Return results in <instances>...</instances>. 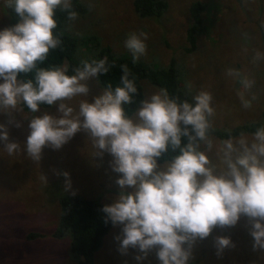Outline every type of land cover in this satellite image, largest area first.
I'll list each match as a JSON object with an SVG mask.
<instances>
[{
	"label": "clouds",
	"instance_id": "1",
	"mask_svg": "<svg viewBox=\"0 0 264 264\" xmlns=\"http://www.w3.org/2000/svg\"><path fill=\"white\" fill-rule=\"evenodd\" d=\"M5 7L13 8L20 19L0 31V110L22 111L23 103L36 113L41 104L58 103L59 116L45 112L29 122L25 147L34 161L41 159L46 146L58 150L81 131L89 134L96 154L108 152L113 157L111 167L121 174L116 181L121 192L101 211L106 214L105 223L122 226V238L116 237L122 251L138 248L146 255L156 248L161 264H188L197 239L207 238L217 226H235L241 216L251 224L253 249L264 250V125L250 137L242 132L223 140L216 151L218 163H213L209 155L214 148L212 92L200 89L193 94L188 82L189 100L170 96L161 88L140 100L130 116L125 106L136 103L138 89L129 79L127 65L121 66L122 86L109 85L92 102L80 100L77 110L66 101L88 97L86 82L111 68L107 57L82 61L72 75L67 74V65L38 67L50 50L61 45L53 31L58 26L56 10L66 11L69 20L78 18L71 0H5ZM147 39L148 34L141 31L125 40L133 63L145 54ZM260 59L264 54L256 51L253 62ZM34 70L33 79H18L21 73ZM226 75L239 78L245 89L255 84L235 68H228ZM238 96L243 108L252 107L243 92ZM0 141L6 142L9 155L20 150L18 143L8 142V130L2 124ZM169 148L179 154L160 168L158 158ZM63 175L66 188L71 187L69 174ZM216 243L219 254L231 240L217 237Z\"/></svg>",
	"mask_w": 264,
	"mask_h": 264
},
{
	"label": "rangeland",
	"instance_id": "2",
	"mask_svg": "<svg viewBox=\"0 0 264 264\" xmlns=\"http://www.w3.org/2000/svg\"><path fill=\"white\" fill-rule=\"evenodd\" d=\"M167 10L161 16L140 18L133 9V0H79L82 11L76 20L67 24L66 34L77 41L76 55L83 60L94 51L93 39L110 46L118 55L132 57L125 47L130 33L148 34L146 52L138 61L154 68L178 69L181 85H193L195 91L205 89L214 96L213 130H227L237 125L256 122L264 115V59L253 62L256 51L264 54V0H166ZM194 2L207 5L202 13L204 27L197 38L196 49L187 52V30L191 25L190 6ZM9 17L5 0H0V31L8 28ZM67 65L63 63L62 66ZM61 66V67H62ZM235 68L255 84L245 89L239 78L226 75ZM0 82H3L0 80ZM88 97L66 101L78 110L80 100L99 96L104 89L96 78L87 82ZM144 99L156 93L147 80L142 82ZM238 92L252 101V107H242ZM58 103L30 111L0 110V124L8 130L9 141L20 150L9 155L6 142L0 141V264H76L68 253L67 240L50 237L26 240L29 231L50 234L59 219L57 194L75 193L111 204L121 192L116 183L121 174L113 171V157L108 152L96 154L88 133H76L60 149L46 146L39 161L32 160L26 151L30 134L29 122L45 112L57 115ZM19 125V126H17ZM213 137V136H212ZM214 139L210 157L218 163L217 148L222 141ZM167 163L158 164L163 168ZM159 170V169H158ZM70 177L71 187L66 188ZM45 178V179H44ZM126 192L133 189L126 188ZM122 226H113L107 245L96 257V264H161L157 249L145 255L139 249H120ZM251 224L241 216L235 226L215 227L204 239H197L191 248L190 264H264V250L253 249ZM217 237H228L231 245L218 254ZM187 247V245H185ZM141 256L143 259L137 260Z\"/></svg>",
	"mask_w": 264,
	"mask_h": 264
},
{
	"label": "trees",
	"instance_id": "3",
	"mask_svg": "<svg viewBox=\"0 0 264 264\" xmlns=\"http://www.w3.org/2000/svg\"><path fill=\"white\" fill-rule=\"evenodd\" d=\"M72 10L77 13L81 12V3L79 0H71ZM134 12L140 18H149L151 16H161L168 8L166 0H133ZM207 9V5L201 2L191 4L189 12L191 25L187 30L186 40L189 44L188 53L196 49L197 38L204 27L202 13ZM9 17L8 26H14L19 22V17L13 8L5 7ZM54 19L57 20V28L54 29V35L61 39V45L50 50L47 60L38 65V67L51 68L53 66H62L67 63L69 71L67 74H74V69L82 66L81 62L85 61L76 55L77 41L75 38L66 34L67 24L70 22L68 13L61 8L56 10ZM94 53L87 56V61L99 60L107 57L108 64L111 68L107 74H101L95 77L99 85L105 89L111 85L114 89L121 85L123 75L122 65H127L129 70V79L134 80L138 93L134 99L136 103L125 106L128 115H134L135 109L139 106V101L144 99L142 82L147 80L157 89H167L170 96H179L181 99L191 100V94L183 88L179 79L178 69L171 63L168 68H154L147 66L138 60L133 63L132 57L127 55L116 54L110 46H102L96 39H93ZM35 70L32 73H21L18 76L20 80L33 79ZM47 104H41L39 108ZM23 111H29L27 106L21 103ZM264 125V115L262 119L256 122L244 123L227 130H211L210 135L219 141L232 137H238L240 133L251 135L257 127ZM179 151H169L158 158V164L170 163ZM56 200L59 205V219L55 229L50 233L29 231L23 239L37 240L50 237L54 240H67L68 253L76 264H96V257L104 246L107 245V236L112 230V223H105L106 214L101 211L104 206L97 199L85 197L75 193L60 192ZM1 229L3 226L0 227ZM3 230V229H2ZM2 236V235H0ZM3 237V236H2ZM190 264V263H188Z\"/></svg>",
	"mask_w": 264,
	"mask_h": 264
}]
</instances>
